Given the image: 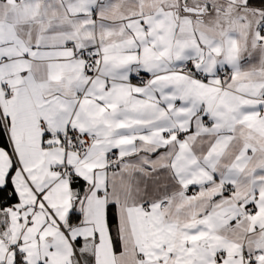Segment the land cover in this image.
<instances>
[{
    "label": "snow or ice",
    "instance_id": "snow-or-ice-1",
    "mask_svg": "<svg viewBox=\"0 0 264 264\" xmlns=\"http://www.w3.org/2000/svg\"><path fill=\"white\" fill-rule=\"evenodd\" d=\"M0 264H264V0H0Z\"/></svg>",
    "mask_w": 264,
    "mask_h": 264
}]
</instances>
